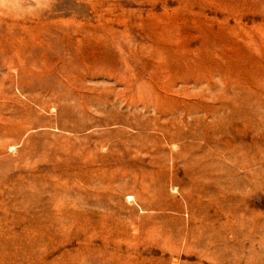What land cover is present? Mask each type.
<instances>
[{"label":"rangeland","instance_id":"rangeland-1","mask_svg":"<svg viewBox=\"0 0 264 264\" xmlns=\"http://www.w3.org/2000/svg\"><path fill=\"white\" fill-rule=\"evenodd\" d=\"M0 264H264V0H0Z\"/></svg>","mask_w":264,"mask_h":264}]
</instances>
